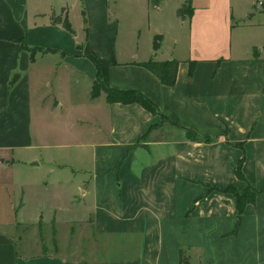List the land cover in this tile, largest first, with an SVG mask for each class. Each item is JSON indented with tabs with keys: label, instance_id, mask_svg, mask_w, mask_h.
<instances>
[{
	"label": "crops",
	"instance_id": "obj_1",
	"mask_svg": "<svg viewBox=\"0 0 264 264\" xmlns=\"http://www.w3.org/2000/svg\"><path fill=\"white\" fill-rule=\"evenodd\" d=\"M253 5L0 0V204L16 228L65 220L74 238L64 254L0 233V264H264V44L243 39L261 27ZM150 60L178 62L173 86ZM97 72L157 114L92 97Z\"/></svg>",
	"mask_w": 264,
	"mask_h": 264
},
{
	"label": "trees",
	"instance_id": "obj_2",
	"mask_svg": "<svg viewBox=\"0 0 264 264\" xmlns=\"http://www.w3.org/2000/svg\"><path fill=\"white\" fill-rule=\"evenodd\" d=\"M163 0H150V6L152 8H156L160 5ZM192 7L188 2L186 5H183L181 8L177 10V17L181 19H186L191 17L192 14ZM63 27L69 32H73L71 29L70 23L67 19L63 21ZM161 37L156 36L154 38L153 43V51H157L160 48V41ZM35 51V49L30 50ZM178 62L176 60L164 61V62H157L150 60L147 63H144L143 66L148 70L151 71L160 81L162 85L166 86H173L177 73H178ZM92 97L98 96L100 93H104L106 95V101L108 103H119V104H139L142 106L147 112L150 114H157V108L152 101H149L143 94L139 91H116L107 85H105L102 81L101 75L97 72L96 79L92 85ZM188 134L192 135L190 132ZM242 161L239 162L237 169L235 171L236 176L238 179L243 178V174L240 172ZM251 191L252 194L249 195L248 191ZM253 195H255L254 191L251 187L246 188L243 195H238L235 193L236 202H237V210L238 215L243 212L244 206L249 203L253 199ZM183 263V261L181 262ZM184 264V263H183Z\"/></svg>",
	"mask_w": 264,
	"mask_h": 264
},
{
	"label": "rangeland",
	"instance_id": "obj_3",
	"mask_svg": "<svg viewBox=\"0 0 264 264\" xmlns=\"http://www.w3.org/2000/svg\"><path fill=\"white\" fill-rule=\"evenodd\" d=\"M253 7V16L257 18L258 23L261 25V27L250 32L246 31L244 33L243 39L249 43L259 42L261 44H264V2H262L259 8L258 4H256L255 6L253 5ZM257 8L263 10H257ZM246 17L247 16H244L242 19H240L241 24L244 23L243 20ZM248 193L249 195L252 194L250 190L248 191ZM47 195L48 193H46L45 196ZM50 205L51 204H44L43 211H49ZM67 208L70 209L69 207ZM12 213L13 211H11V209H8L6 205L4 206L3 204H0V220L3 223V225L0 226V233H3L4 235L8 234L9 236L12 235L15 239V243L20 246L18 250H21L22 246L34 247L36 242H40L41 245L43 244L45 249L49 252H62L65 254L66 247L65 245H63V243L74 241V238L67 237L70 227L69 223L65 222V220H63L64 223L61 224L51 223L50 225L41 224L36 226L21 225L16 228L15 225H11V223L14 222ZM66 216L68 215L65 214L63 218L65 219ZM45 220H47V216ZM54 242H57L59 245L57 250H54L53 248Z\"/></svg>",
	"mask_w": 264,
	"mask_h": 264
},
{
	"label": "built area",
	"instance_id": "obj_4",
	"mask_svg": "<svg viewBox=\"0 0 264 264\" xmlns=\"http://www.w3.org/2000/svg\"><path fill=\"white\" fill-rule=\"evenodd\" d=\"M262 2H264V0H254V6L256 4H258V8H259V6L262 4Z\"/></svg>",
	"mask_w": 264,
	"mask_h": 264
},
{
	"label": "water",
	"instance_id": "obj_5",
	"mask_svg": "<svg viewBox=\"0 0 264 264\" xmlns=\"http://www.w3.org/2000/svg\"><path fill=\"white\" fill-rule=\"evenodd\" d=\"M17 77H18V76H16V77L14 78V81L16 80Z\"/></svg>",
	"mask_w": 264,
	"mask_h": 264
}]
</instances>
